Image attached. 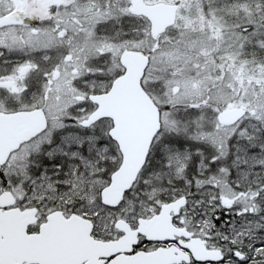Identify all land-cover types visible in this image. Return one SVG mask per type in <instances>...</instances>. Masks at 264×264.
I'll return each mask as SVG.
<instances>
[{
  "label": "snow or ice",
  "instance_id": "obj_1",
  "mask_svg": "<svg viewBox=\"0 0 264 264\" xmlns=\"http://www.w3.org/2000/svg\"><path fill=\"white\" fill-rule=\"evenodd\" d=\"M0 264H264V0H0Z\"/></svg>",
  "mask_w": 264,
  "mask_h": 264
}]
</instances>
